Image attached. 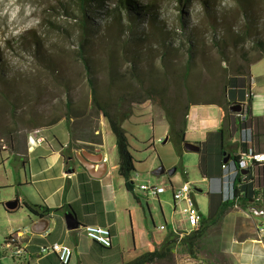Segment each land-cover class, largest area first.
I'll return each instance as SVG.
<instances>
[{
    "label": "rangeland",
    "instance_id": "obj_1",
    "mask_svg": "<svg viewBox=\"0 0 264 264\" xmlns=\"http://www.w3.org/2000/svg\"><path fill=\"white\" fill-rule=\"evenodd\" d=\"M135 1L150 3L157 8L159 17L164 19L168 27L174 30V38L177 44L183 40L177 25L179 16L183 18L186 26L195 25L196 28L201 29L199 34L202 37L198 45L201 51H199L200 54L196 58V70L192 71L189 80L197 81L201 88L215 82L216 72L211 75L209 70L211 72L213 68H216L218 73L219 67L217 64L221 65V60L213 47L214 43L209 32V19L204 15L199 4L191 1L190 4H185L182 8H179L175 0ZM115 2L116 0H109L106 6L112 7ZM215 4L225 12L220 23L221 27L237 33L245 31V22L235 3L231 0H215ZM65 11L72 14V16H67ZM77 15L78 11L73 0H0V61H3L9 72L6 75L7 78L12 80L10 82L16 83L15 86L8 88V92L16 90L17 93L22 94L15 106V113L12 115L9 107L3 102L0 89V128L4 130V133L0 134L1 264H13L14 261L11 258L12 250L4 246V237L13 231L28 229L29 225L27 218L29 214L25 209L20 207L15 209L14 213L9 214L5 211V204L16 199L19 195L27 194L35 198L38 196L33 187H24L23 185L20 187L16 184L17 178L23 181V169L20 166L22 158L16 157L11 152L9 144L14 150L19 149L24 139L26 138V142L27 137L33 136L35 132L37 135L45 137L42 136L46 144L53 143L51 142L53 141L52 137L59 141L62 140L68 134L64 123L61 121L51 126H45V123L65 113L64 105L67 99L72 102L73 108H77L79 111L85 110V122L80 128V132L95 134L93 130L95 128L99 129V122L102 120L101 116H96L90 112V88L86 82L87 75L77 56V50L82 41L84 42ZM255 15L257 31L264 38V5ZM220 18L218 17V19ZM95 21L100 26L104 22L99 16L95 17ZM101 30L103 29L101 28ZM115 36L117 37L118 34L105 33L104 35L102 33L90 40L88 55L91 59L92 74L102 95L100 100L103 102L115 101L121 94L126 92L135 91V93L141 94L140 89H144L147 82L146 79H143V83L136 81L130 72V65L124 61V57H128L125 55L126 48L131 46L129 35H120L117 40ZM103 37H107L110 41L103 42ZM34 40L39 41L41 49L46 51L47 57L54 65V71L46 69L33 53ZM106 43L112 46L111 49L108 48L109 45ZM251 48L250 43L247 42L245 49L251 50ZM110 53L112 54L111 58H114L113 67L116 69L113 70L114 72L112 71L114 74L108 71L110 69H108V55ZM154 54L157 55V51H154ZM251 56H256V52H252ZM168 57L176 62L177 69L175 72L182 73L185 61L184 52L181 50L176 57L174 55H168ZM147 60L149 62L152 59L149 60L148 57ZM235 62L239 64L240 60ZM139 67H144L143 60L139 61ZM222 67L224 68V65ZM222 67L220 66V68ZM154 68H157L154 70V74L160 78L163 72L158 61L155 62ZM111 78L116 80L114 81ZM244 81L238 80V84L240 85ZM200 96L201 94L197 92L191 94L192 99H199ZM147 103L150 107L145 104L142 110H133L132 108L122 128L131 145L130 152L135 159L134 165L141 176V181L148 180L153 185H163L165 188V192L158 195L157 199L151 195H147L146 202L144 198L142 199L149 206L148 209L153 223V226H151L152 238L156 241H162L167 235V228L163 227L161 229L160 226H164V221L168 226L172 224V220L177 221L180 218L177 210L174 211L172 206L171 190L168 183L169 177L167 175V172L173 168L167 162L175 151L172 143L168 141L164 145H161V143H156L157 146L155 147L150 145L152 137H154L153 128L155 127V121L152 122V110L156 117L163 119L164 117L158 108L150 102ZM214 111V114L210 112V116L218 117L219 112L217 109H214ZM32 116H35L36 119ZM30 122L35 124L32 125ZM104 123L106 126L102 127L101 131L102 133L107 132L110 136L106 139V153L109 154L110 160L114 162V159L117 160L114 136L105 120ZM74 131L78 132V130ZM7 132H11V137H8ZM186 138L188 139L189 136ZM46 144L43 143L41 146ZM39 145H36V147ZM78 145L87 146V143H78ZM3 146L8 150H2ZM157 148L161 150L159 151ZM28 151H33L32 147L28 146ZM182 159L185 164L182 171L186 175L182 176L180 170H178L175 173V178L189 181L193 184V188L202 190V192L196 191L194 198L199 211L204 217H207L210 197L206 191H208L207 185L209 187V184L201 181L198 167L199 155L196 151H185L182 153L180 163ZM160 167H163L164 174L155 176L153 172ZM222 218L216 222L215 226L210 227L206 235L199 240L196 250L197 255H200V253L208 255L207 251L211 250L208 245L215 233L219 231ZM256 220L264 222V219L257 218ZM186 255H190L189 252L184 247L178 246L171 262L163 260L153 264H175V262L185 264L182 259Z\"/></svg>",
    "mask_w": 264,
    "mask_h": 264
},
{
    "label": "trees",
    "instance_id": "obj_2",
    "mask_svg": "<svg viewBox=\"0 0 264 264\" xmlns=\"http://www.w3.org/2000/svg\"><path fill=\"white\" fill-rule=\"evenodd\" d=\"M73 1L78 11L77 18L84 39V42L82 41L77 50V56L87 75L86 82L90 88V112L96 116H101L108 124L109 130L114 136L115 151L118 158V174L124 179L128 191L132 193L130 177L135 172V169L134 158L130 152V146L122 128V123L128 118L133 105L150 102L162 112L167 126V141L173 145L175 154L179 159L176 168L180 170L182 176L186 174L181 170L180 159L182 153L186 151L183 144L185 142L184 137L188 111L191 105H216L222 110L221 126L218 133H215L222 136V142H224L223 139L225 137L230 138L235 133H239L241 138V129L246 127L250 128V122H252L250 118L248 119L247 116L245 122H240L235 114L229 111V107L235 103L243 105L245 102L244 105L248 115L251 104L249 69L257 61L264 60V38L257 31L255 15L264 5V0H231L235 3L245 22L246 28L243 33H237L221 27L220 23L225 12L219 9L217 4H215V0H175L179 8H182L185 4H190L191 1H195L199 4L204 15L210 22L209 32L214 43L213 47L216 49L221 60V65L217 64L219 67L218 73L216 68H213L211 72L209 70L211 75L216 72V76H214L215 82L203 88L200 87L197 81L189 80L192 71L196 70V58H198L199 51H201V48L199 49L198 47L201 42L200 38L202 37L199 34L201 32L200 28H196L195 25L186 26L183 18L179 16L177 18V25L183 36V40L177 44L174 38V30L169 28L166 21L159 17L157 8L150 3H140L135 0H116L112 7H108L106 3L109 0ZM65 13L67 16H72V14L66 11ZM96 16L101 17L104 21L101 26L95 21ZM218 17L221 18L218 19ZM218 24L220 25L217 26ZM102 33L104 35L105 33L118 34L117 37L115 36L116 40L120 38V35H129L131 46L130 48H126L125 55L128 57L125 56L124 61L130 65V72L136 81L143 83V79L147 80L145 88L140 89L141 94L135 93V91L126 92L112 102H103L100 100L102 95L92 74L93 70L88 52L91 38ZM102 41L109 42L110 40L107 37H103ZM247 42L250 43L251 50L245 49ZM106 44L109 45V43ZM111 47L109 45L108 48L111 49ZM143 48L145 49L142 50ZM33 49V53L39 58L44 67L49 71H54V65L50 58L47 57L46 51L41 49L39 41L34 40ZM181 50L185 55L184 70L182 73L175 72L177 69L176 62L168 57V55H174L176 57ZM154 51H157L158 54L155 55ZM252 52H256V56H251ZM111 56L112 54L110 53L108 55L109 73L115 69L113 67L114 58H111ZM148 57L149 60L150 58L152 59L149 62L147 60ZM141 60L144 62L143 68L139 67V61ZM236 60H240V63L235 62ZM156 61L159 62V66L163 72L160 78L154 74V70L157 69L154 68ZM223 65L224 68L222 67ZM7 73L9 72L4 66L3 61H0V89L2 91V99L9 107L12 115H14L15 106L22 94L17 93L16 90L14 92H8V88L15 86L16 83L10 82L12 80L7 78ZM111 79L116 80L114 78ZM238 80L245 81L239 85ZM192 92L200 93V98L192 99ZM64 108L65 113L62 116L52 118L45 123V126H51L64 120L71 139L67 148L62 152L66 166H68L75 160L73 155L68 158L67 153L70 149L83 148L91 153L94 151L95 146L102 144V139L97 128L93 130L97 131L95 134H85L79 131L85 122V110L79 111V109L73 108L72 102L68 99L65 102ZM32 118H35V116H32ZM31 123L32 125L35 124L34 122ZM0 129V134L4 133V130L2 128ZM74 130H78V132ZM252 133L251 131V138ZM7 135L11 137V132H7ZM77 142H85L87 146H79ZM238 145L243 146L244 143L239 140L236 146ZM9 146L10 149L14 150L10 144ZM225 148L222 145L220 148L221 151H217L216 149L211 150L209 141L201 144L197 152L200 156L198 163L200 173L204 171L206 173L208 155L217 154L216 156L219 155L221 157L222 150ZM256 152L259 153V151ZM230 161L238 166V155L232 153ZM246 171L245 174L240 171L236 175L235 183L238 186L236 187V184L233 185V191L229 199L220 201L215 199V196L209 195L208 216L204 217L201 215V223L197 230L192 231L188 235H184L180 240H178L177 235L170 231L160 244L153 247L151 252L142 254L128 264H153L163 260L171 262L174 256V249L178 246L184 247L190 255L197 256L196 250L199 240L210 227L214 226L222 218L227 210L234 205L245 210L253 203V198L255 197L259 198L257 203L264 208V164L253 163L249 170ZM241 179H243V182H241ZM19 207L25 209L30 216L37 218L48 217L50 213L70 211L68 206L49 209L45 206L31 204L27 201H22ZM5 211L7 213H13L14 210L5 209ZM14 235L16 234L13 233L6 236L3 239V243L7 245L13 239ZM11 243L12 247L17 245V242Z\"/></svg>",
    "mask_w": 264,
    "mask_h": 264
},
{
    "label": "crops",
    "instance_id": "obj_3",
    "mask_svg": "<svg viewBox=\"0 0 264 264\" xmlns=\"http://www.w3.org/2000/svg\"><path fill=\"white\" fill-rule=\"evenodd\" d=\"M249 73L251 104L247 116L252 121L250 122L253 132L251 143L236 146L240 140L239 133H235L230 138L225 137L224 142H222V136L215 134L220 129L223 116L222 110L216 105H191L188 111L185 142L201 146V144L209 141L211 150L216 149L217 151H221L222 145L226 147L222 150L224 154L221 153V157L216 156L217 154L208 155L206 173L205 171L200 173L201 181L209 184V187L207 185V195H213L215 199L220 201H225L228 198V194L233 191V185L238 186L235 183L236 175L232 170H228V167L226 168L227 163L230 162L231 154L238 155L245 149H252V152H264V60H259L253 64ZM145 104L149 105L145 102L133 105L132 108L133 110H142ZM214 109L219 112L218 117L210 116V112L215 113ZM151 113L155 127L153 128L154 137H152L150 145L152 147L157 146L156 143L164 145L163 140L167 136L166 123L163 118L156 117L153 110ZM61 121L64 123V120ZM105 126L104 120H100L98 132L102 144L95 146L93 152L90 153L83 148L69 150L68 158L73 155L75 160L68 166H66L62 152L70 143L69 133L60 141L52 137L53 141L51 142L53 143L46 144L44 141L43 143L46 145L41 146L40 144L37 147L27 143V141L25 142V138L19 149H10L16 157L22 158L20 166L23 169V181L17 178L16 184L20 187L22 185L33 187L38 194L36 198L27 194L19 195L16 197L18 206L15 209H18L22 201L45 206L49 209L68 206L70 208L68 212L74 214L80 225L78 229L67 230L64 217L66 212L50 213L45 218L29 215L27 217L28 229L11 233H15L19 239L16 247H8L4 244L5 247L12 250L13 264H60L54 255H40L38 252L39 246L53 242L63 243L72 249V258L68 264H128L142 254L151 252L153 250L152 245L154 247L163 241H156L152 238L151 226L153 223L149 206L142 200L144 198L146 202L147 195L133 192L132 194L128 191L124 179L118 174V158L112 162L109 154L106 153V139L110 136L107 132L102 133L101 128ZM187 136H189L188 139ZM28 146L32 147L33 151H28ZM129 146H131L130 143ZM157 149L161 150L160 148ZM6 150L8 149L4 151ZM81 152H87L92 157L88 160L94 164L95 173L100 172L99 177L92 176L81 164L77 156ZM160 157L162 158V155ZM178 160L173 152L167 163L176 168ZM181 164L183 168L185 165L183 159ZM134 169L133 174H138L137 184L144 183L141 181V176L135 165ZM178 170L176 168L173 174H167L169 186H178L183 182H189L175 178V173ZM196 191L202 192L198 188ZM155 198L157 199L158 195ZM201 215L204 216L202 213ZM222 217L219 231L215 233L208 245L211 250L207 251L208 255L201 253L197 255L199 259L206 264H264V241L259 242L255 230V225L259 221L256 218H250L245 210L237 205L227 210ZM42 220H46L45 231L34 233L32 227ZM84 226L107 228L111 246L102 248L88 240L82 231ZM163 227L167 228V235L170 231L177 235L179 231L187 229L181 218L177 221L172 220V224L168 226L164 221ZM17 249L20 253L14 254ZM176 249H174V253ZM175 264L182 263L175 262Z\"/></svg>",
    "mask_w": 264,
    "mask_h": 264
},
{
    "label": "built area",
    "instance_id": "obj_4",
    "mask_svg": "<svg viewBox=\"0 0 264 264\" xmlns=\"http://www.w3.org/2000/svg\"><path fill=\"white\" fill-rule=\"evenodd\" d=\"M245 102L241 104V110L238 113H235V116L239 119L240 122H245L247 119V112L245 107ZM251 128H242L241 129V142L244 144L251 143ZM45 139L42 136L33 133V136L27 137V143L33 145L42 144ZM2 149H6L4 146ZM253 163L264 164V152H252V149L241 151L238 154V166L234 168L231 166V162H228L226 168L232 170L235 175L242 171L245 174L252 166ZM225 167V166H224ZM138 174H133L130 177L132 183V192L141 193L144 195L157 196L165 191L163 185L156 186L151 184L149 181H145L142 184H137ZM243 182V179H241ZM172 196V206L174 211L177 210L178 215L180 216L183 223L186 224L187 229L179 231L177 233L178 240H180L184 235L190 234L192 231L197 230L201 223V213L196 205L194 195L196 189L192 187V184L189 182H183L178 186H169ZM232 194V191L229 196ZM259 201L258 197L253 198V203L245 209L246 214L250 218H260L264 219V208L260 206L257 202ZM162 229L163 226H160ZM256 234L259 242L264 241V222L260 221L255 225ZM82 231L85 237L92 241L93 243L99 245L102 248H109L111 246L110 234L107 228L97 227V226H84ZM176 234V233H175ZM11 242H19V239L16 235L13 236V239L7 244L8 247H11ZM16 247V246H14ZM177 248V247H176ZM38 252L40 255H54L60 264H68L72 258V249L63 243L53 242L46 245H41L38 247ZM20 253L17 249L14 254ZM182 262L185 264H204L203 261L199 259L198 256L186 255Z\"/></svg>",
    "mask_w": 264,
    "mask_h": 264
},
{
    "label": "water",
    "instance_id": "obj_5",
    "mask_svg": "<svg viewBox=\"0 0 264 264\" xmlns=\"http://www.w3.org/2000/svg\"><path fill=\"white\" fill-rule=\"evenodd\" d=\"M240 110H241V104L240 103L232 104L229 107V111L231 113H234V114L238 113ZM250 128H251V126H250ZM167 140H168V136H166L164 138L163 144H165L167 142ZM183 147L186 151H189V152H194V151L198 152L200 149V146H196V145H193V144L188 143V142H184ZM222 154H224V153H222ZM77 156H78V159L81 161V164L92 174V176H98L99 177L101 175L99 171L95 173L94 164L90 160L85 158V156L82 154V152L80 154H78ZM230 162H231V166L234 168L236 166V164L233 163L232 161H230ZM175 170H176V168L173 167L167 172V174L171 175L175 172ZM163 173H164V169L162 167H160L159 169H157L153 172V174L155 176H159ZM17 206H18V199L11 200L5 204V208L7 210H14ZM64 217H65V225H66L67 230H75V229H78L80 227L79 223L77 222V220H76V218L72 212H66ZM45 223H46V220H42V222L37 223L34 227H32V231L34 233L44 232L45 231V227H44Z\"/></svg>",
    "mask_w": 264,
    "mask_h": 264
},
{
    "label": "bare ground",
    "instance_id": "obj_6",
    "mask_svg": "<svg viewBox=\"0 0 264 264\" xmlns=\"http://www.w3.org/2000/svg\"><path fill=\"white\" fill-rule=\"evenodd\" d=\"M82 154H83L87 159H91V158H92L87 152H83Z\"/></svg>",
    "mask_w": 264,
    "mask_h": 264
}]
</instances>
